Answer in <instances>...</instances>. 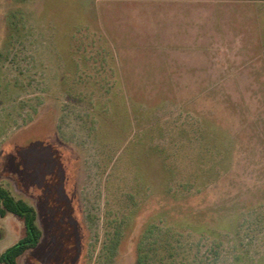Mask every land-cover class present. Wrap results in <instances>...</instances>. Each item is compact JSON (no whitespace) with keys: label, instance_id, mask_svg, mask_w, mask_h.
Returning a JSON list of instances; mask_svg holds the SVG:
<instances>
[{"label":"rangeland","instance_id":"rangeland-1","mask_svg":"<svg viewBox=\"0 0 264 264\" xmlns=\"http://www.w3.org/2000/svg\"><path fill=\"white\" fill-rule=\"evenodd\" d=\"M146 1L0 0V185L41 231L18 264H264V0H192L218 25L171 53L113 36ZM23 234L0 218V253Z\"/></svg>","mask_w":264,"mask_h":264},{"label":"crops","instance_id":"crops-1","mask_svg":"<svg viewBox=\"0 0 264 264\" xmlns=\"http://www.w3.org/2000/svg\"><path fill=\"white\" fill-rule=\"evenodd\" d=\"M148 2L146 1V5L140 2L128 8L114 9L111 13L110 27L117 33L113 36L152 38L158 47H162L156 53H171L191 46L192 39L201 40L208 37L209 23L214 27L218 25L217 19L211 21L206 19L205 5L196 3L193 5L192 0H152V6L148 5ZM166 48L169 49L165 50ZM118 52L137 53L136 49H123Z\"/></svg>","mask_w":264,"mask_h":264},{"label":"trees","instance_id":"trees-1","mask_svg":"<svg viewBox=\"0 0 264 264\" xmlns=\"http://www.w3.org/2000/svg\"><path fill=\"white\" fill-rule=\"evenodd\" d=\"M7 214L13 215L22 221L24 234L15 244L0 253V264H18V259L26 251L37 247L41 238V231L37 225V215L34 207L22 199L15 198L5 186L0 185V218L5 217ZM151 231L150 226L144 228L146 233L151 234ZM161 247L166 252L164 259L158 255L160 249H162ZM179 247L180 245L173 246L166 243L158 246L154 244L146 248L139 241L135 248L134 264H158L168 259L172 260Z\"/></svg>","mask_w":264,"mask_h":264}]
</instances>
